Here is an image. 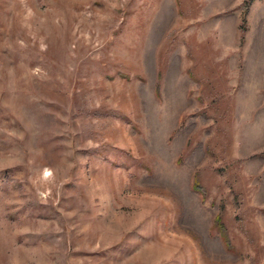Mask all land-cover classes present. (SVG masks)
<instances>
[{"label": "rangeland", "instance_id": "rangeland-1", "mask_svg": "<svg viewBox=\"0 0 264 264\" xmlns=\"http://www.w3.org/2000/svg\"><path fill=\"white\" fill-rule=\"evenodd\" d=\"M0 264H264V0H0Z\"/></svg>", "mask_w": 264, "mask_h": 264}]
</instances>
